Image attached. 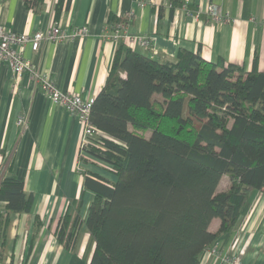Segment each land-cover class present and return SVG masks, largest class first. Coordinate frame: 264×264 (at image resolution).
Instances as JSON below:
<instances>
[{"label":"trees","instance_id":"obj_1","mask_svg":"<svg viewBox=\"0 0 264 264\" xmlns=\"http://www.w3.org/2000/svg\"><path fill=\"white\" fill-rule=\"evenodd\" d=\"M23 2L32 11L44 7V0ZM170 4L172 13L183 0ZM68 6L56 1V21ZM130 17L110 15L104 26L113 30ZM89 122L100 132L79 160L101 163L112 177L82 169L83 191L93 194L86 216L65 215L54 231L69 248L85 224L93 242L86 264H201V254L228 237L250 191L264 193V70L254 65L246 71L185 48L164 61L118 40ZM0 201L1 223L31 209L32 194L10 165ZM214 218L219 226L211 231Z\"/></svg>","mask_w":264,"mask_h":264},{"label":"crops","instance_id":"obj_2","mask_svg":"<svg viewBox=\"0 0 264 264\" xmlns=\"http://www.w3.org/2000/svg\"><path fill=\"white\" fill-rule=\"evenodd\" d=\"M56 1L44 0L42 9L32 11L23 0H0V24L16 33L42 30L56 21ZM208 4H215L228 20L212 21ZM170 5V0H69V6L60 10L58 24L86 26L87 35L43 41L36 51L26 43L20 52L60 91L95 97L116 49V42L102 38L105 22L110 15L132 12L125 31L150 39V45L134 47L138 52H154L168 61L185 48L212 62L222 59L246 71L253 65L264 70V0H183L172 13ZM21 114L27 117L24 128L16 124ZM80 134L75 115L53 103L30 71L16 75L0 61V175L10 165V172L23 179L25 193L32 194L30 212L10 213L5 223H1L5 202L0 201V264H86L89 260L93 242L84 223L69 248L54 233L63 216L69 221L76 214L82 220L86 216L93 194L83 191L82 169L112 177L101 163L80 162ZM218 226L214 218L209 229ZM220 240V251L203 252L201 264H264L262 191H250L237 223Z\"/></svg>","mask_w":264,"mask_h":264},{"label":"built area","instance_id":"obj_3","mask_svg":"<svg viewBox=\"0 0 264 264\" xmlns=\"http://www.w3.org/2000/svg\"><path fill=\"white\" fill-rule=\"evenodd\" d=\"M50 5L53 7L54 3ZM131 14L132 12L126 15L130 16ZM207 14L211 20H228V17L224 15L215 4L207 6ZM125 26L126 25L122 23H118L113 30L106 28L103 30L102 38L113 42L122 40V42L132 49H134L137 44L143 46L150 45L149 38L131 35L125 31ZM261 26L264 28V24H261ZM85 34L86 29L84 27H72V29H70V27L60 28L59 24L55 22L49 24L46 29L35 31L32 34L8 31L0 24V61H4L16 75L21 74V72L25 70L30 71L40 89L53 103L65 108L75 115L81 126L78 150L80 154L89 146L91 135L95 132H100L89 122V114L94 103V97L90 96L83 98L74 93L60 91L45 73L37 72L32 68L30 62L21 54L20 48L26 43H30L31 49L36 51L43 41H60V39L65 38V36L71 39ZM19 122H21V119H17V124ZM235 241H237V239H233L232 242L234 243ZM220 246L221 240H218L208 249L211 248L214 252L216 249L220 248Z\"/></svg>","mask_w":264,"mask_h":264},{"label":"rangeland","instance_id":"obj_4","mask_svg":"<svg viewBox=\"0 0 264 264\" xmlns=\"http://www.w3.org/2000/svg\"><path fill=\"white\" fill-rule=\"evenodd\" d=\"M210 4H208V6H209ZM51 9H53V7H52V5H51V7H50V10ZM131 17V19L134 17L133 16V14H131L130 15ZM212 21H214V22H217V20H212ZM56 24L58 23L57 21H54ZM127 25V24H126ZM60 26V25H59ZM72 27H84L85 29H86V34L85 35H87V33H88V30H87V28H86V26H70V29H72ZM60 28H62L61 26H60ZM69 28V27H68ZM44 29H46V28H43V30ZM106 28H105V26L103 27V30H105ZM85 35H81V36H77V37H82V36H85ZM146 37V36H145ZM67 38V39H66ZM76 38V37H75ZM70 38L68 37V36H65V38H61L60 39V41H65V40H69ZM71 39H73V38H71ZM46 41H49V40H46ZM17 79V78H16ZM16 79H15V81H16ZM68 93H70V92H68ZM155 99H160L159 98V96L158 95H156L155 97H154ZM63 108V107H62ZM72 114V113H71ZM16 124H17V121H16ZM5 160H8L7 159V156H6V158H5ZM4 173V172H3ZM226 184H227V180H226V177H224L223 179H222V181L220 182V186H221V188H225L226 187ZM139 213H140V215H143V216H145V215H148V211H146V208H144V207H141V209H140V211H139ZM59 222H60V220H59ZM59 222H58V225H59ZM58 225H57V227H58ZM220 251V248H218V249H216L214 252H213V249H206L204 252H208V253H213V254H217L218 252Z\"/></svg>","mask_w":264,"mask_h":264},{"label":"bare ground","instance_id":"obj_5","mask_svg":"<svg viewBox=\"0 0 264 264\" xmlns=\"http://www.w3.org/2000/svg\"><path fill=\"white\" fill-rule=\"evenodd\" d=\"M17 119H21V122H19L17 125L20 126L21 128H24L27 124V117L25 114H21L17 116ZM16 119V121H17ZM1 178V176H0Z\"/></svg>","mask_w":264,"mask_h":264}]
</instances>
